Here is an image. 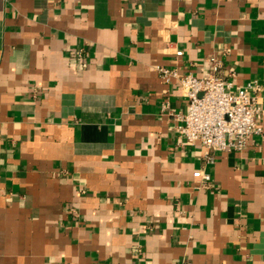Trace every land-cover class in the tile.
<instances>
[{
	"label": "crops",
	"instance_id": "crops-1",
	"mask_svg": "<svg viewBox=\"0 0 264 264\" xmlns=\"http://www.w3.org/2000/svg\"><path fill=\"white\" fill-rule=\"evenodd\" d=\"M210 57L264 111V0H0V264H264V112L209 162L156 69Z\"/></svg>",
	"mask_w": 264,
	"mask_h": 264
},
{
	"label": "built area",
	"instance_id": "built-area-1",
	"mask_svg": "<svg viewBox=\"0 0 264 264\" xmlns=\"http://www.w3.org/2000/svg\"><path fill=\"white\" fill-rule=\"evenodd\" d=\"M176 55L182 53L177 50ZM211 70L201 76L191 72L179 74L175 68L156 67L164 81L176 78L186 97L185 111L176 115L179 136L189 144H200L207 161L215 150H241L252 134L262 132L263 109L259 101L261 85L249 80L234 85L220 74L221 63L214 57ZM202 187L212 185L209 173L193 171Z\"/></svg>",
	"mask_w": 264,
	"mask_h": 264
}]
</instances>
